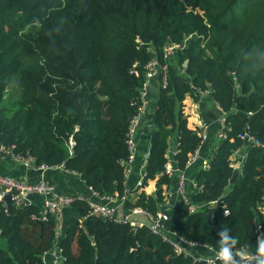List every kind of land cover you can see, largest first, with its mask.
Masks as SVG:
<instances>
[{"label": "trees", "instance_id": "trees-1", "mask_svg": "<svg viewBox=\"0 0 264 264\" xmlns=\"http://www.w3.org/2000/svg\"><path fill=\"white\" fill-rule=\"evenodd\" d=\"M175 44L181 47L159 92L145 176L130 192L128 133L145 66L154 57L166 63L164 48ZM196 91L212 94L230 127L190 198L218 205L191 213L184 200L168 208L164 187L202 143L184 116V101ZM245 133L255 141L239 137ZM175 134L177 171L169 176ZM0 136L37 166L78 174L103 197L127 194V210L164 212L171 233L216 252L227 226L238 247L254 253L257 227H264V0H0ZM243 147L247 157L232 185L231 156ZM152 181L157 190L148 195ZM69 207L59 239L63 264H207L179 255L147 220L133 226L91 215L86 202ZM40 214L0 204V264H44L58 221L50 216L41 226Z\"/></svg>", "mask_w": 264, "mask_h": 264}, {"label": "built area", "instance_id": "built-area-1", "mask_svg": "<svg viewBox=\"0 0 264 264\" xmlns=\"http://www.w3.org/2000/svg\"><path fill=\"white\" fill-rule=\"evenodd\" d=\"M181 45L175 44L172 46H167L164 48V57L166 63H162L158 57L152 58L147 65L145 66V79L143 83V87L140 89V106L138 109L137 115L133 118L130 128H129V139H128V146L130 150V157L126 164V176L128 177L132 172V167L135 162L136 158V143L135 137L136 134L142 125V121L144 116L147 113L149 103H150V83L153 80H159L161 87L167 85V70H168V63L175 58L176 50L180 49ZM137 64H135V67ZM136 72V71H135ZM137 73V72H136ZM197 94L200 96H204L207 92L203 91H196ZM229 124L226 119V115L222 120V127L220 132L221 140H227ZM207 135V128L204 127L201 130L202 142L205 140ZM239 137L243 140L248 142H254L255 137L250 135L249 133L241 134ZM202 144V143H201ZM201 146V145H200ZM199 146V148H200ZM198 148V149H199ZM197 151L191 156L189 160V164H192L197 155ZM242 148L237 149L233 155L231 156V162L234 165L235 169L239 171L242 169L241 166L238 164L237 157L241 152ZM6 155L12 156L17 161L23 163V165L27 168H35L38 170H47V169H62L65 170L63 166H56V167H46V166H37L34 157L32 156H25L22 154H18L15 152V146H8L5 145L1 141L0 136V162L5 158ZM245 162V161H244ZM188 164V165H189ZM175 161L172 162L168 160L166 163V173L169 176H173L174 173L177 171L175 169ZM188 167V166H187ZM208 167V164L205 166V169ZM66 171V170H65ZM68 172V171H66ZM75 174V173H74ZM180 181L178 192L182 196V199L189 204V211L191 213L197 212L200 207L209 206H216L218 205L217 201L210 202L208 204H202L201 206L190 203V198L187 196L186 191V178L184 176V172H180ZM143 179V178H142ZM143 181V180H142ZM142 181L139 183V186L142 185ZM197 186V184H196ZM198 189L201 190L197 186ZM93 198L86 199L83 196H68L59 194L55 185L47 182V181H40L37 183H30L27 181H22L18 179H13L11 177H7L0 174V204L7 205L6 197L8 195L12 196V203L19 207H26L27 198L29 195H42L44 196V203H43V210L39 217H35L37 221L46 222L49 220L50 216H55L58 221V229H57V240L53 248L43 255L44 264H63L64 263V255L61 248H59V239L63 235V228H64V211L66 207L71 206L75 201H85L89 207L91 208V215L101 217L103 219H113L120 222H130L133 226H141L144 223L140 221H136L133 219L134 216L143 215L149 221V227L152 232L156 235H159L163 238L166 242L170 243L175 251L179 255H185L187 257H191L194 263L205 262L207 264H211V261L215 257L214 249L205 243H200L196 241H191L178 235L177 233H171L166 227L165 222L168 220V216L161 212L157 215V217L153 216L147 211H144L139 208H135L131 210L128 215L124 216L123 218H119L117 209L119 205H124L127 200V194L122 196L121 198L118 196H107L103 197L98 193L94 192L92 189ZM261 211L264 212V207L261 208ZM257 237L261 234H264V227L259 225L256 230ZM219 261H217L218 263Z\"/></svg>", "mask_w": 264, "mask_h": 264}, {"label": "crops", "instance_id": "crops-1", "mask_svg": "<svg viewBox=\"0 0 264 264\" xmlns=\"http://www.w3.org/2000/svg\"><path fill=\"white\" fill-rule=\"evenodd\" d=\"M161 84L159 80H153L150 83V103L146 115L143 118L142 125L140 126L136 137V158L132 167V172L127 177V190L133 192L137 190L139 183L145 176V169L147 159L150 151V137L152 135V121L155 111L158 109L157 100ZM184 116L187 119L188 128L191 130H201L206 127L207 135L205 140L202 142L198 149L196 159L192 164H189L187 169L184 171L186 178V191L187 196L191 198L198 188L196 186L195 177L197 173L205 168L212 158L213 151L218 148L221 143L220 132L222 127V120L225 113L218 107L214 102L212 94L207 92L203 97L195 93L194 96H187L184 101ZM171 150L168 153L169 160L175 161V150L177 149V136L176 134L171 137ZM248 148L243 147L239 153L238 164L241 166L247 157ZM243 166V165H242ZM243 168V167H241ZM241 172V169H239ZM0 174L27 181L30 183H37L40 181H47L55 185L59 194L68 196H83L88 199L93 198L91 189L85 184L78 174L66 172L62 169H47L38 170L35 168H27L23 163L17 161L10 155H6L5 158L0 162ZM180 176H176L173 179L171 186L164 187L165 205L173 207L174 205L181 202L182 196L178 192ZM156 181H152L144 189L148 195H153L156 190ZM138 194V193H136ZM135 194V195H136ZM44 196L42 195H29L27 198L28 206L38 208L40 211L43 210ZM130 210H127L124 205H119L117 213L119 218H123L128 215ZM65 216L72 215L73 209L71 207L65 208ZM136 221H146L148 219L143 215L134 216Z\"/></svg>", "mask_w": 264, "mask_h": 264}, {"label": "clouds", "instance_id": "clouds-1", "mask_svg": "<svg viewBox=\"0 0 264 264\" xmlns=\"http://www.w3.org/2000/svg\"><path fill=\"white\" fill-rule=\"evenodd\" d=\"M224 215L229 213L224 211ZM230 229L222 226V230L218 233V250L211 264H264V234L257 237V246L254 253L247 251L246 247H238L239 240L236 236H230Z\"/></svg>", "mask_w": 264, "mask_h": 264}, {"label": "water", "instance_id": "water-1", "mask_svg": "<svg viewBox=\"0 0 264 264\" xmlns=\"http://www.w3.org/2000/svg\"><path fill=\"white\" fill-rule=\"evenodd\" d=\"M185 65L187 66V65H188V62H185ZM239 175H240V172H239L238 170H235V171H234V175H233V177H232V179H231V181H230V183H231L232 185L235 184V182L238 180ZM6 202H7V206H8V208L10 209V208L12 207V205H13V203H12V196H11V195H8V196L6 197ZM38 223H39L41 226L44 225V223L41 222V221H38Z\"/></svg>", "mask_w": 264, "mask_h": 264}, {"label": "bare ground", "instance_id": "bare-ground-1", "mask_svg": "<svg viewBox=\"0 0 264 264\" xmlns=\"http://www.w3.org/2000/svg\"><path fill=\"white\" fill-rule=\"evenodd\" d=\"M143 182V181H142ZM139 187V186H138ZM86 199H88V198H86ZM78 201H80V200H78ZM82 202H85V201H82Z\"/></svg>", "mask_w": 264, "mask_h": 264}]
</instances>
